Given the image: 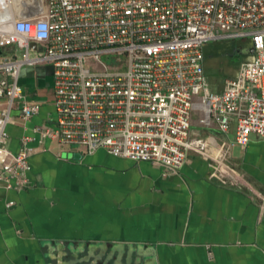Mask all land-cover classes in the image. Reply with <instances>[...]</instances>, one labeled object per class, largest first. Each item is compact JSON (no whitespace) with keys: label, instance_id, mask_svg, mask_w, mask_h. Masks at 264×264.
Returning <instances> with one entry per match:
<instances>
[{"label":"built area","instance_id":"2783aa9c","mask_svg":"<svg viewBox=\"0 0 264 264\" xmlns=\"http://www.w3.org/2000/svg\"><path fill=\"white\" fill-rule=\"evenodd\" d=\"M0 0V186L35 187L30 159L46 141L86 155L104 150L150 162L177 175L197 152L211 159L213 177L235 174L222 163L253 135L264 140V0ZM250 41L253 60L223 92L210 91L204 67L209 43ZM36 43V49L32 44ZM53 67L55 116L9 148L14 112L29 122L41 103L20 84L24 68ZM230 132L218 146L196 134ZM227 173V174H226ZM14 202H8L12 208Z\"/></svg>","mask_w":264,"mask_h":264},{"label":"crops","instance_id":"0c3cea01","mask_svg":"<svg viewBox=\"0 0 264 264\" xmlns=\"http://www.w3.org/2000/svg\"><path fill=\"white\" fill-rule=\"evenodd\" d=\"M21 85L41 112L29 122L14 112L8 127L14 153L22 136L55 116L50 68L25 70ZM235 128L223 134L197 117L192 126L215 146V156L218 146L234 142ZM32 146L35 187L0 186V264H264V140L258 136L237 156L233 148L221 156L243 178L238 184L213 177L216 162L197 152L177 175L163 177L157 165L104 150L86 155L57 141Z\"/></svg>","mask_w":264,"mask_h":264},{"label":"rangeland","instance_id":"374dc122","mask_svg":"<svg viewBox=\"0 0 264 264\" xmlns=\"http://www.w3.org/2000/svg\"><path fill=\"white\" fill-rule=\"evenodd\" d=\"M207 47L213 55H209V57L207 58L206 73L210 75V86L212 87V89H215L218 80H221V78H224L225 76L234 74L235 71L239 68L240 63L243 61V59L235 58L234 56H231L229 54L230 50L235 47L232 42H212L209 43ZM243 148L244 147L242 146L235 145L233 147L234 156L240 154Z\"/></svg>","mask_w":264,"mask_h":264},{"label":"water","instance_id":"95a60500","mask_svg":"<svg viewBox=\"0 0 264 264\" xmlns=\"http://www.w3.org/2000/svg\"><path fill=\"white\" fill-rule=\"evenodd\" d=\"M37 7H38V11H42L43 9V5H42V2L41 0H37ZM226 42H232V44L235 45L234 48H232L229 52V54L231 56H234L236 53H239V54H244L245 57H243V61L240 63V66L239 68L237 69L238 70V73L236 76H225L224 78H221L220 82H223L222 84V89H219L218 87H216L215 89H212V87L210 86V91L211 92H215V93H220V92H223L224 89H225V81L226 80H234L238 77L239 75V72H240V69H241V66L242 64L244 63H249L253 60V55H254V49H253V46H252V43L250 41H247V42H237L235 40H229V41H226ZM37 47V44L36 43H33L32 44V48L33 49H36ZM241 47V48H240ZM209 55H213L211 51L208 50V47L205 46L204 48V67H205V71H206V61H207V58L209 57ZM48 68L51 69V77L53 75V67L52 66H47ZM39 67H28V68H24L21 72V75H20V84H21V76L23 74V72L27 69H30V70H34V69H38ZM206 77H207V80L209 82V79H210V75L206 73ZM217 77V76H216ZM53 80V79H52ZM210 84V83H209Z\"/></svg>","mask_w":264,"mask_h":264},{"label":"flooded vegetation","instance_id":"af4514ba","mask_svg":"<svg viewBox=\"0 0 264 264\" xmlns=\"http://www.w3.org/2000/svg\"><path fill=\"white\" fill-rule=\"evenodd\" d=\"M235 58H238V59H242V56L239 54V53H236L234 55ZM231 170H233L236 174H238L235 169L231 168ZM227 174V173H226ZM236 174H220V178L221 177H225V179L229 180L230 183H233V184H238V183H243V178L241 177V175H236ZM219 179V178H218Z\"/></svg>","mask_w":264,"mask_h":264}]
</instances>
